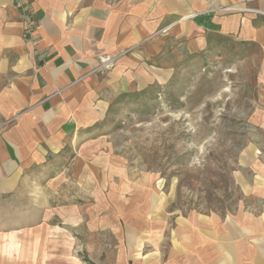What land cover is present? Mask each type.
<instances>
[{
  "label": "rangeland",
  "instance_id": "1",
  "mask_svg": "<svg viewBox=\"0 0 264 264\" xmlns=\"http://www.w3.org/2000/svg\"><path fill=\"white\" fill-rule=\"evenodd\" d=\"M27 1L13 5L33 44ZM188 21H152L99 59L72 123L40 127L0 185V264H244L264 217V47Z\"/></svg>",
  "mask_w": 264,
  "mask_h": 264
},
{
  "label": "crops",
  "instance_id": "2",
  "mask_svg": "<svg viewBox=\"0 0 264 264\" xmlns=\"http://www.w3.org/2000/svg\"><path fill=\"white\" fill-rule=\"evenodd\" d=\"M27 2L37 36L33 44L23 38L24 22L13 0H0V126L21 109L48 99L21 115L9 130L0 127V185L5 187L18 166L31 160L30 150L40 148L36 140H48L44 133L37 135L42 125L73 122L99 59L133 47L137 37L150 34L152 21L178 24L187 17L193 29L240 28L242 37L264 47V0H208L207 7L193 0L189 10L184 0H175V9L169 0H160L161 9L154 13L151 0ZM230 10L238 13L221 16ZM256 221L247 224L257 240L243 248L244 264H264V217ZM228 246L224 243L225 260Z\"/></svg>",
  "mask_w": 264,
  "mask_h": 264
}]
</instances>
